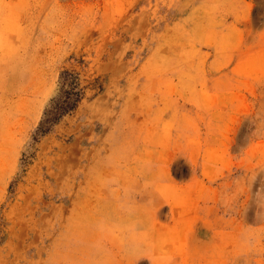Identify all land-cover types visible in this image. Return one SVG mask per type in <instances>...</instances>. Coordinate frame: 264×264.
Listing matches in <instances>:
<instances>
[{
	"label": "rangeland",
	"instance_id": "rangeland-1",
	"mask_svg": "<svg viewBox=\"0 0 264 264\" xmlns=\"http://www.w3.org/2000/svg\"><path fill=\"white\" fill-rule=\"evenodd\" d=\"M0 264H264V0H0Z\"/></svg>",
	"mask_w": 264,
	"mask_h": 264
}]
</instances>
